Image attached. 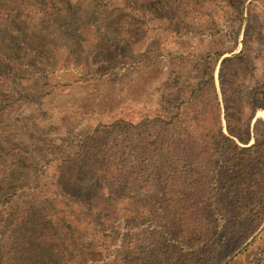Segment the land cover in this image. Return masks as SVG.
I'll return each mask as SVG.
<instances>
[{
	"label": "rangeland",
	"instance_id": "obj_1",
	"mask_svg": "<svg viewBox=\"0 0 264 264\" xmlns=\"http://www.w3.org/2000/svg\"><path fill=\"white\" fill-rule=\"evenodd\" d=\"M2 9L11 18L0 24V204L14 196L15 216L3 224L0 208V234L10 264H264V222L234 221L216 199L206 234L186 237L163 199L160 167L171 165L142 170L128 144L141 118L174 115L212 78L239 130L264 121L249 106L264 90V0H0ZM112 164L125 171L104 242L74 198L82 188L95 201Z\"/></svg>",
	"mask_w": 264,
	"mask_h": 264
},
{
	"label": "trees",
	"instance_id": "obj_2",
	"mask_svg": "<svg viewBox=\"0 0 264 264\" xmlns=\"http://www.w3.org/2000/svg\"><path fill=\"white\" fill-rule=\"evenodd\" d=\"M8 13L0 10V24L7 21L5 16L11 18ZM249 106L254 111H264V90L254 96ZM230 109L228 102L223 108L212 78L200 82L174 115L165 116L158 111L141 118L129 132L128 144L136 165L141 164L142 170L154 169L163 159L171 165L160 167L164 202L179 218L186 237L197 242L206 234L211 215H220L214 205L216 199L229 201L234 221L254 227L264 222V121L258 119L254 125L244 124L243 132L230 118ZM123 167L112 164L100 171L102 184L95 201L82 188L78 189L77 197L65 190L58 194L60 198H67L66 201L75 197L83 214L92 217L90 223L86 222V229L94 227L96 240L101 237L106 242L115 235L113 181L125 171ZM14 207V196L0 204L5 216L3 224L15 216ZM1 235L0 264H10V251L2 245ZM48 238L49 234H45V246L49 245ZM115 260L109 264H116Z\"/></svg>",
	"mask_w": 264,
	"mask_h": 264
}]
</instances>
